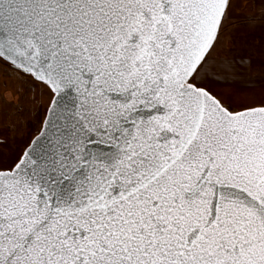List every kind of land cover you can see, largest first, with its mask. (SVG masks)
I'll use <instances>...</instances> for the list:
<instances>
[{
	"label": "snow or ice",
	"instance_id": "obj_1",
	"mask_svg": "<svg viewBox=\"0 0 264 264\" xmlns=\"http://www.w3.org/2000/svg\"><path fill=\"white\" fill-rule=\"evenodd\" d=\"M234 3L0 0V75L35 93L0 264H264V100L212 90L251 67L214 55Z\"/></svg>",
	"mask_w": 264,
	"mask_h": 264
},
{
	"label": "rangeland",
	"instance_id": "obj_2",
	"mask_svg": "<svg viewBox=\"0 0 264 264\" xmlns=\"http://www.w3.org/2000/svg\"><path fill=\"white\" fill-rule=\"evenodd\" d=\"M249 17L255 19H248ZM214 55L247 56L252 61V75L264 78V3L261 0H235L230 18L225 21L223 44ZM212 90L217 94L222 93L224 96L220 95V98L226 104L232 103L234 106H238L241 100L252 103L264 100V83L248 87L227 84L214 86ZM27 137L23 141L8 140L7 137L2 139L6 144L0 145V160L7 162Z\"/></svg>",
	"mask_w": 264,
	"mask_h": 264
},
{
	"label": "crops",
	"instance_id": "obj_3",
	"mask_svg": "<svg viewBox=\"0 0 264 264\" xmlns=\"http://www.w3.org/2000/svg\"><path fill=\"white\" fill-rule=\"evenodd\" d=\"M218 57V56H216ZM218 58H244L246 61L251 59L247 56H221ZM252 62V61H251ZM250 69H242L244 75L238 77L235 83H218L215 86H223L227 84L237 85V87H248L261 85L264 83V78L262 76H254ZM222 91V89H220ZM26 95H22L25 94ZM35 93H28L26 86L14 81L11 77L7 75H0V124L3 125L1 139H20L23 141L25 136L29 134V122L35 119L34 113H24L23 115H18L20 109L32 108L31 97ZM222 95V93H221ZM224 96V95H222ZM45 106L46 98H45ZM23 121L25 127L20 131H10L9 128L16 127L15 121Z\"/></svg>",
	"mask_w": 264,
	"mask_h": 264
},
{
	"label": "water",
	"instance_id": "obj_4",
	"mask_svg": "<svg viewBox=\"0 0 264 264\" xmlns=\"http://www.w3.org/2000/svg\"><path fill=\"white\" fill-rule=\"evenodd\" d=\"M1 139V138H0Z\"/></svg>",
	"mask_w": 264,
	"mask_h": 264
}]
</instances>
